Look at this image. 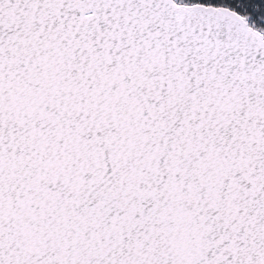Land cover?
<instances>
[{"label": "snow or ice", "instance_id": "1", "mask_svg": "<svg viewBox=\"0 0 264 264\" xmlns=\"http://www.w3.org/2000/svg\"><path fill=\"white\" fill-rule=\"evenodd\" d=\"M0 264H264V0H0Z\"/></svg>", "mask_w": 264, "mask_h": 264}]
</instances>
